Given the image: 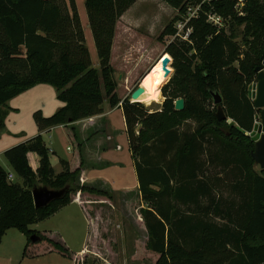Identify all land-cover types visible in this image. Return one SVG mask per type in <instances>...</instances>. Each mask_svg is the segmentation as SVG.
Segmentation results:
<instances>
[{"label": "trees", "instance_id": "trees-1", "mask_svg": "<svg viewBox=\"0 0 264 264\" xmlns=\"http://www.w3.org/2000/svg\"><path fill=\"white\" fill-rule=\"evenodd\" d=\"M136 1L86 0L100 61L95 69L76 0H0V129L10 100L47 84L65 106L50 117L37 111L33 119L40 133L66 127L74 146L73 161H60L59 174L41 135L4 152L21 183L0 167V244L9 230H17L27 238L24 257L57 253L72 264H85V253L72 251L59 232L31 227L77 194L85 205L92 200L114 204L113 192L79 184L84 160L77 131L68 127L102 114L107 101L112 108L122 103L139 197L147 205L140 209L147 234L143 252L154 257L153 264H264V170L256 171L255 143L245 134L261 114L249 87L264 61V0H245L244 16L236 11V0H162L178 15L162 31L161 43L176 35L175 23L188 8L200 9L186 26L192 29L189 41L176 38L165 47L163 60L166 65L173 60L175 75L164 90L162 109L152 113L119 98L111 64L116 24ZM209 13L222 17L225 27L211 25ZM241 27L240 43L236 29ZM214 92L222 96L234 127L217 119ZM179 98L185 100L182 112L174 109ZM30 153L39 157L36 171ZM36 186L69 190L38 209L32 194Z\"/></svg>", "mask_w": 264, "mask_h": 264}, {"label": "crops", "instance_id": "crops-1", "mask_svg": "<svg viewBox=\"0 0 264 264\" xmlns=\"http://www.w3.org/2000/svg\"><path fill=\"white\" fill-rule=\"evenodd\" d=\"M76 4L85 34L86 46L90 52L93 67L95 69H99L100 61L87 15L86 0H76ZM144 9H151V19L153 24L147 23L148 21L150 22L151 19L147 18L148 15L144 13ZM174 12L175 10L162 0H148V2H146V0L136 1L123 14L116 24L111 58L115 47L119 43L124 46L123 50L126 51L125 57L129 56V50H132L133 43H141L140 47L142 49H147L148 40H150V37L154 36V33L152 32V25L159 24L157 26H160V30H163L165 22L174 15ZM141 25L145 28V34L137 35L133 28H137V26ZM239 40L240 38L238 41ZM146 54L148 56L142 59L143 67H147L150 64L149 60H151L149 52ZM163 54L164 53H162V55ZM96 56L97 62L95 58ZM156 63L157 61L152 66ZM255 84L256 83H253L249 87V90ZM127 88L130 90L129 84ZM118 89L117 94L122 101L127 99L129 94L131 96L133 93H125L123 97H120ZM63 106H65V104L58 99L57 90L47 84L37 85L10 100L3 108V111L6 112V119L5 128L3 130L0 129V155L4 157V152L9 149L5 148L9 142H14L12 145L14 147L29 140L30 138L38 135H41L43 138L44 135L49 133L52 141L50 142V147L48 149L50 154L57 157V162L60 166L59 170H57L54 166L51 157L50 161L56 174L61 173L63 169L60 161L63 160L71 163L74 159V146L68 131L66 127L58 126L50 131L40 133L36 123L34 122L33 115L35 112L41 111L43 116L50 117L58 112ZM119 111L122 113L124 120L122 128L123 131H121V133H118L116 130L117 125L114 124L115 122L113 119L114 113ZM259 124L260 120H256L255 127L257 128ZM26 125H28L29 130L25 129ZM188 125H195V123L189 121ZM68 127H74L76 129L79 143L81 145L84 168L80 175V181L84 185L100 186L113 192L114 194L123 195L129 193L140 196L139 182L135 166L136 164L130 150L122 103H120L117 107L112 108L109 103L105 101L103 104L102 114L78 121ZM59 139L60 141L65 142L67 153L63 148H61L62 144L61 146L58 145ZM45 144L47 146V143ZM124 148L128 150L129 156L121 157L120 154L124 151ZM28 160L32 169L36 171L39 166V157L36 154L30 153L28 154ZM10 169L11 171L8 173L17 178L12 167ZM17 182L21 183V180L19 179ZM89 225L90 222L88 214L83 207L82 201L76 195L73 196V200L68 206L62 208L59 212L45 221L32 226L31 230L37 232L57 231L61 233V236L64 235L63 237L66 241H68L69 238L65 236V231H68L69 235L73 236L75 231H79L78 233L80 234V230L83 231L82 229L84 228L86 232L83 234V245H86L82 248V250L84 249V252L82 253H85L89 237Z\"/></svg>", "mask_w": 264, "mask_h": 264}, {"label": "rangeland", "instance_id": "rangeland-1", "mask_svg": "<svg viewBox=\"0 0 264 264\" xmlns=\"http://www.w3.org/2000/svg\"><path fill=\"white\" fill-rule=\"evenodd\" d=\"M146 2H148V0H146ZM144 11V13L148 15L147 18L151 19V9H144ZM177 15L178 12L175 11L174 15L170 19H166L167 21L165 22L163 30ZM185 16L187 15L180 16V20L184 19ZM178 22L179 21L175 23L176 30L178 29ZM147 23H152V19ZM157 25H152V32L154 33V36L150 37V40H148L147 49H142L140 47L141 43H133L132 50H129V56L125 57L126 51L123 50L124 46L119 43L115 47L111 58V64L115 69V79L118 84L120 97H123L125 93L133 92L138 86H141L142 79L147 73V75L157 78L161 82V85L165 83L163 78H166L167 82L157 90L158 98L149 96L143 98L142 101H139V103L143 104L150 113L160 111L162 109V105L165 101V96L163 94L164 90L166 87H169L170 82L175 75V67L172 65L173 60L172 63H170V61L167 62L168 66L163 60L164 57L161 56L162 53H164L165 47L174 40V37H166L164 42L161 43L159 41V36L163 30H160V26ZM133 29L136 31L137 35L145 34V28L142 25ZM243 29L244 27L236 29V35L239 36L240 43L243 35ZM147 52H149V55L151 56V60H149L150 64L147 67H143L142 59L148 56L146 54ZM95 58L97 62V56ZM156 61L157 63L154 65L155 67L152 66ZM161 65L166 66V68L163 70ZM151 67L154 68L149 72ZM168 67L173 69L171 76H169ZM155 68L159 69L161 72L155 73ZM128 84L130 85V90L127 88ZM128 98L130 99V94ZM131 101L133 103L137 102L134 100ZM113 119L115 122L114 124L117 125L116 130L118 133H121L124 125L122 113L120 111L115 112ZM192 126L194 127L195 125ZM25 129L29 130L28 125H26ZM43 139L44 142L47 143V148H49L50 142L52 141L50 139V134L48 133L44 135ZM13 144L14 142H9L5 148L10 149ZM58 145L66 151V144L64 141H60L59 139ZM120 155L121 157L129 156L128 150L124 148V151ZM49 156L51 157L56 169L59 170L60 166L57 162V157L53 154H49ZM0 167L4 168L7 172L11 171L10 164L1 155ZM259 170L260 168L257 167L256 171L259 172ZM18 180V178H13L14 182H17ZM79 184L83 185L81 181ZM225 195L227 196V194ZM90 206L83 204L90 222L89 237L87 247L85 248V264H153L154 257H150L149 254L143 252L144 243L147 240V234L140 215V209L143 207L146 208L147 205L141 202L139 195L136 196V194L129 193L123 195L116 194L114 196L113 205L103 203L100 200H92L90 202ZM82 230L83 231L80 230V234L78 233L79 231H75L73 236H70L68 231H65L64 234L67 238H69L68 241L65 240L63 237L64 235L62 236L66 243L69 242L67 243L68 247L76 253L84 252V249L82 250V248L86 245H83V234L86 230H84V228ZM26 244L27 238L22 233L17 230H9L3 237L2 243L0 244V264H72L68 258H65L57 253H51L36 258L24 257L23 254ZM137 252L138 256H136Z\"/></svg>", "mask_w": 264, "mask_h": 264}, {"label": "water", "instance_id": "water-1", "mask_svg": "<svg viewBox=\"0 0 264 264\" xmlns=\"http://www.w3.org/2000/svg\"><path fill=\"white\" fill-rule=\"evenodd\" d=\"M256 73L258 74L256 84L249 90V98L253 99L254 107L261 110V114L256 116V120H260L259 126L254 127L255 129L251 133H245L255 143V150L252 153V158L255 165L264 170V62L263 65L256 68ZM144 93L142 86H139L133 91L130 96L131 100H137ZM213 103L217 106V119L219 121H226L231 127L235 126V122L228 119L223 108V98L222 96L214 92L212 94ZM139 103V102H134ZM174 109L177 112H182L185 110V100L179 98L174 102ZM69 188L62 190H51L44 186H36L33 191V199L35 207L45 208L54 201L61 200L67 194ZM31 240H35V236L31 237Z\"/></svg>", "mask_w": 264, "mask_h": 264}, {"label": "built area", "instance_id": "built-area-1", "mask_svg": "<svg viewBox=\"0 0 264 264\" xmlns=\"http://www.w3.org/2000/svg\"><path fill=\"white\" fill-rule=\"evenodd\" d=\"M236 6L235 9L238 12L240 16H244V13L242 12V7L244 6L245 0H236ZM200 9V6L198 7H190L188 8V11L186 13L187 16L184 17V19L179 20L177 23V33L174 36V39L179 38L183 41H189L190 34L192 33L191 28H186L188 22L195 17H198V11ZM208 22L216 27L218 30L223 29L225 27L224 19L217 14L209 13L208 14ZM253 101V99H251ZM132 102V101H131ZM14 176L10 175L9 179L13 181Z\"/></svg>", "mask_w": 264, "mask_h": 264}, {"label": "bare ground", "instance_id": "bare-ground-1", "mask_svg": "<svg viewBox=\"0 0 264 264\" xmlns=\"http://www.w3.org/2000/svg\"><path fill=\"white\" fill-rule=\"evenodd\" d=\"M155 67V66H154ZM153 67V68H154ZM151 68V70L153 69ZM150 70V71H151ZM149 71V72H150ZM160 71V70H159ZM158 71V72H159ZM165 83L167 82L166 81V78H163ZM164 83V84H165ZM163 84V85H164ZM163 85H161V82L157 79V78H154L153 76L151 75H146L143 80H142V83H141V86L142 88L144 89V93L137 99V100H134V101H142L143 98L145 97H149V96H152V97H156L158 98V95H157V90L158 88H161Z\"/></svg>", "mask_w": 264, "mask_h": 264}]
</instances>
